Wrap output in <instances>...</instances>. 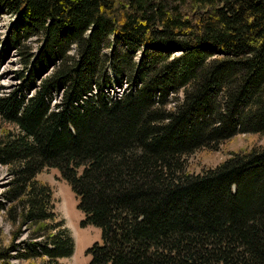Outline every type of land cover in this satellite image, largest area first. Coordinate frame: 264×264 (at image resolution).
<instances>
[{"label": "trees", "instance_id": "16d2710c", "mask_svg": "<svg viewBox=\"0 0 264 264\" xmlns=\"http://www.w3.org/2000/svg\"><path fill=\"white\" fill-rule=\"evenodd\" d=\"M1 12L22 79L0 92L13 227L0 264L74 252L45 167L71 186L81 225L101 229L87 264H264V144L201 173L186 160L264 134V0H0Z\"/></svg>", "mask_w": 264, "mask_h": 264}, {"label": "rangeland", "instance_id": "374dc122", "mask_svg": "<svg viewBox=\"0 0 264 264\" xmlns=\"http://www.w3.org/2000/svg\"><path fill=\"white\" fill-rule=\"evenodd\" d=\"M15 22L13 16L6 12L0 13V92L13 89L19 82L21 77L18 76L19 70L22 68L20 54L16 49L4 51L2 41L6 37L8 28ZM33 48H36V42H29ZM39 83V81H38ZM123 85L114 84L108 87V91L112 95L121 94L128 83L123 80ZM116 93V94H115ZM254 143L264 144V134L261 136L253 134L237 133L231 139L220 143L216 149L202 148L193 154L187 155L186 160L188 169L192 173H201L208 168H213L228 159L235 152L250 150ZM37 177L47 182L52 187L53 192V208L59 220L63 221V226L69 229L71 235L75 239V250L72 256L60 259L62 263L67 264H87L90 259L86 255V249L96 241H101V229L94 225L81 226V220L84 219L83 212L77 207V199L75 193L71 189L69 183L64 180L58 168L45 167ZM9 174L7 168L0 164V199L1 192L6 187ZM4 210L0 208V231L6 240H10L13 227L10 221L3 216ZM0 234V237L2 236ZM25 234L19 236L22 239ZM15 263L20 264L13 259Z\"/></svg>", "mask_w": 264, "mask_h": 264}, {"label": "bare ground", "instance_id": "6f19581e", "mask_svg": "<svg viewBox=\"0 0 264 264\" xmlns=\"http://www.w3.org/2000/svg\"><path fill=\"white\" fill-rule=\"evenodd\" d=\"M123 92V91H122Z\"/></svg>", "mask_w": 264, "mask_h": 264}]
</instances>
